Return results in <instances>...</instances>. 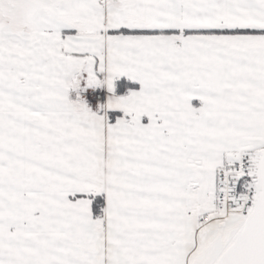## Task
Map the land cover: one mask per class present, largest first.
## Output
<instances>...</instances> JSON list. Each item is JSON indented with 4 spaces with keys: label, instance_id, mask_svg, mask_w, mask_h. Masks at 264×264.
<instances>
[{
    "label": "crops",
    "instance_id": "0c3cea01",
    "mask_svg": "<svg viewBox=\"0 0 264 264\" xmlns=\"http://www.w3.org/2000/svg\"><path fill=\"white\" fill-rule=\"evenodd\" d=\"M0 11L7 38L59 50L0 67V264H185L192 170L264 150V33L184 32L264 31V0H0ZM121 77L138 87L117 94ZM89 88L104 103L69 100Z\"/></svg>",
    "mask_w": 264,
    "mask_h": 264
},
{
    "label": "built area",
    "instance_id": "2783aa9c",
    "mask_svg": "<svg viewBox=\"0 0 264 264\" xmlns=\"http://www.w3.org/2000/svg\"><path fill=\"white\" fill-rule=\"evenodd\" d=\"M69 100L73 103L80 100L104 103L105 91L94 88L73 91ZM257 151L241 150L234 159L216 168L213 184L208 187L205 200L197 201L188 212L195 233L210 224L245 221L252 213L261 193L257 182L256 159L260 154Z\"/></svg>",
    "mask_w": 264,
    "mask_h": 264
},
{
    "label": "rangeland",
    "instance_id": "374dc122",
    "mask_svg": "<svg viewBox=\"0 0 264 264\" xmlns=\"http://www.w3.org/2000/svg\"><path fill=\"white\" fill-rule=\"evenodd\" d=\"M4 12L0 11V22L3 20ZM3 30L5 28H0V67L2 68H9V69H26L32 66L37 65L39 59L43 56H47L50 53L48 51V47L52 50L53 57H57L59 50L57 49V44L54 45H34L36 41H27L26 38L19 36H13L11 38H7L5 34H3ZM17 35V34H16ZM38 48L40 50L38 51ZM79 87H84V85L80 84ZM91 102V101H90ZM249 151L258 150L260 154L256 159L257 166L259 165L260 157L264 150L260 151L258 145H251L250 147L246 148ZM235 158L234 153H223L222 155L218 156H208L205 160L206 162V169L201 170V167L192 170L191 178L194 182H197L200 186H192L190 187L193 191L194 199L196 201L205 200V191L208 189L210 185L213 184L214 176L216 172V166L220 162L230 161ZM197 159V158H195ZM215 168V169H214ZM209 183V184H208ZM208 185V186H207ZM199 199V200H198ZM190 219V245H191V252L189 256L186 258L185 264H193L194 257L197 253L202 250L209 242H212L218 235L221 234L222 238L226 237L229 229L235 225L231 222H225L222 224H210L206 226L204 229L201 230L199 233H195V228L193 225V221ZM158 256V257H155ZM153 258H149L152 260H163V255L160 252L158 255H155ZM166 258L170 256H165ZM166 260V259H165Z\"/></svg>",
    "mask_w": 264,
    "mask_h": 264
},
{
    "label": "water",
    "instance_id": "95a60500",
    "mask_svg": "<svg viewBox=\"0 0 264 264\" xmlns=\"http://www.w3.org/2000/svg\"><path fill=\"white\" fill-rule=\"evenodd\" d=\"M257 182L261 193L242 228L231 231L225 243L218 235L201 250L193 264H264V152L258 165Z\"/></svg>",
    "mask_w": 264,
    "mask_h": 264
},
{
    "label": "trees",
    "instance_id": "16d2710c",
    "mask_svg": "<svg viewBox=\"0 0 264 264\" xmlns=\"http://www.w3.org/2000/svg\"><path fill=\"white\" fill-rule=\"evenodd\" d=\"M176 31H171L170 33H173ZM165 33V32H163ZM169 33V32H168ZM201 33H214V34H219V33H225V34H255V33H264V31H258L254 30L251 28H244V29H237V30H226V29H217V30H212V31H185L184 34H201ZM166 34V33H165ZM138 87V84L135 82H132L128 80L125 77L117 78L115 80V92L117 94H123L124 92L128 90H132ZM119 113L112 112L109 114V119L110 122L113 121V117H116ZM75 197H86L83 194H78ZM91 201V214L93 219H103V209H104V197L102 194L98 195H90L88 197Z\"/></svg>",
    "mask_w": 264,
    "mask_h": 264
},
{
    "label": "flooded vegetation",
    "instance_id": "af4514ba",
    "mask_svg": "<svg viewBox=\"0 0 264 264\" xmlns=\"http://www.w3.org/2000/svg\"><path fill=\"white\" fill-rule=\"evenodd\" d=\"M234 224L235 225H233L230 229H229V231H228V233H227V235H226V237H224V238H222V240H223V243H225L226 241H227V239H228V236H229V233L231 232V231H233V230H240L241 228H242V226H243V224H244V221L243 220H237V221H235L234 222ZM221 235V234H220ZM222 237V236H221ZM231 242L232 241H230V243L228 244V246L231 244ZM210 243V242H209ZM208 243V244H209ZM207 244V245H208ZM206 245V246H207ZM205 246V247H206ZM227 247V246H226ZM225 247V248H226ZM201 252V250L197 253V255L199 254ZM197 255L194 257V260H195V258L197 257ZM194 260H193V263H194Z\"/></svg>",
    "mask_w": 264,
    "mask_h": 264
}]
</instances>
